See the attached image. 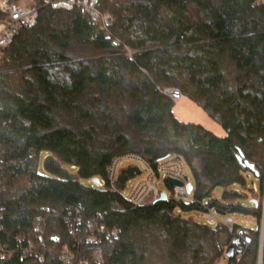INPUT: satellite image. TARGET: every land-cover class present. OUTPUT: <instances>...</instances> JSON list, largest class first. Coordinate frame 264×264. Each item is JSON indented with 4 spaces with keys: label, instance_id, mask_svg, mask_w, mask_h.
<instances>
[{
    "label": "trees",
    "instance_id": "16d2710c",
    "mask_svg": "<svg viewBox=\"0 0 264 264\" xmlns=\"http://www.w3.org/2000/svg\"><path fill=\"white\" fill-rule=\"evenodd\" d=\"M37 5L0 59V264H62L63 249L76 264L98 249L103 264H218L230 247L226 264H259L264 0H99L117 47L84 10ZM160 88L225 135L179 121ZM124 155L152 168L180 158L192 200L135 206L122 191L142 168L108 177ZM194 211L249 215L258 229L183 216Z\"/></svg>",
    "mask_w": 264,
    "mask_h": 264
},
{
    "label": "built area",
    "instance_id": "2783aa9c",
    "mask_svg": "<svg viewBox=\"0 0 264 264\" xmlns=\"http://www.w3.org/2000/svg\"><path fill=\"white\" fill-rule=\"evenodd\" d=\"M263 1V0H262ZM31 3L18 4L11 2L10 0H0V59L3 57L4 51L11 45L13 38L23 28H30L37 22L39 9L38 0H30ZM44 5L50 6L54 9L72 10L78 7L84 10L91 16L93 20L98 22L99 29L105 34L107 39H111L109 32V25L112 22V18L108 14L101 13L97 5L99 0H42ZM112 46L117 47L118 41L111 39ZM162 94L170 98L172 101L177 102L182 98V94L175 88H160ZM122 160L139 162L142 168V175L148 174V181L144 185L137 186L131 193L127 194L122 191V194L126 200L134 204L135 206H148L156 202L163 191L158 187L160 182L167 186L170 184V180L177 181L181 185H171L170 193H167V197L171 195V198L175 201H191L193 190L188 192L187 186L189 178L187 175L186 164L178 157H168L158 163L156 168H152L149 164L143 161L140 157L135 155H124L116 158L108 170V177L110 181H114L118 172V166ZM131 182V181H130ZM130 182L128 184H130ZM148 187H145L146 185ZM128 186V185H127ZM210 225H215V222L209 221ZM230 231L233 230V226L228 225ZM41 233V230H39ZM41 237H39L40 239ZM88 242H95L93 237L88 239ZM0 258L2 261H6L9 254L4 250V247H0ZM59 259L62 264H76L75 255L67 250L63 249L60 253ZM81 264V263H79ZM84 264H103L102 251L96 250L91 257V260Z\"/></svg>",
    "mask_w": 264,
    "mask_h": 264
},
{
    "label": "rangeland",
    "instance_id": "374dc122",
    "mask_svg": "<svg viewBox=\"0 0 264 264\" xmlns=\"http://www.w3.org/2000/svg\"><path fill=\"white\" fill-rule=\"evenodd\" d=\"M10 1L18 4L31 3L30 0H18V1L10 0ZM173 113L174 116L183 123L200 125L218 137H223L225 135V132L221 127V125L213 118H211L200 106H198L195 102H193L191 99L187 97H183L180 101L175 102L173 107ZM133 163H136L139 166H141L139 162L122 160L118 166V171H120L122 168L132 165ZM187 175L189 178V183L193 187H195L194 179L192 177L191 172L188 169H187ZM147 181H148V174L146 173L133 179L130 182V184H128L127 188L125 189V192L129 194L131 193V190H134L137 186L146 184ZM148 186L149 185L147 184L145 187ZM158 187L161 191L167 190L170 193V189L164 183L160 182L158 184ZM253 188L256 191L255 184L253 185ZM215 193L217 196H219L220 190H217ZM169 198H171V195H169ZM249 198H258V195L254 193L253 195H250ZM262 200L264 204V198ZM183 216L195 220L196 222L202 224H209L208 223L209 221H213L215 222V225L225 224V223L228 224L229 222H227L226 219H230L233 224L238 225L247 230L258 229L257 220L249 215L231 214L227 216H221L219 214H216L214 211H210L206 213L194 211V212L184 213ZM215 225H210V226L214 228ZM259 228L261 231V225L259 226ZM227 260L228 258H226L225 255L224 258L218 264H226Z\"/></svg>",
    "mask_w": 264,
    "mask_h": 264
},
{
    "label": "water",
    "instance_id": "95a60500",
    "mask_svg": "<svg viewBox=\"0 0 264 264\" xmlns=\"http://www.w3.org/2000/svg\"><path fill=\"white\" fill-rule=\"evenodd\" d=\"M92 183L99 184L100 181H99V179H94V180H92ZM170 184L171 185H181V183H179L177 181H174V180H170ZM187 190H188V192H191L193 190V186L191 184H189L187 186ZM167 200H168L167 193L165 191H163L161 193L160 198L157 201H167ZM216 214L224 216L223 214H220V213H217V212H216ZM226 221L230 222L231 220L230 219H226ZM261 235H262V248H261V256H260V259H259V264L262 263V249H263V239H264V215H263V220H262V223H261ZM233 256H234V247H230L229 250L226 253V258L231 259Z\"/></svg>",
    "mask_w": 264,
    "mask_h": 264
}]
</instances>
